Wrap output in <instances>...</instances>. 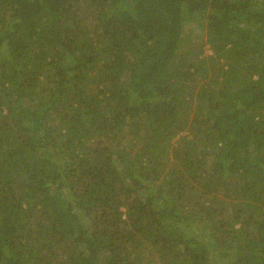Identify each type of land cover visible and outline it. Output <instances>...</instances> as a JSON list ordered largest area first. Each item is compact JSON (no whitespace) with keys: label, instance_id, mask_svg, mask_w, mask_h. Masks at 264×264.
Returning a JSON list of instances; mask_svg holds the SVG:
<instances>
[{"label":"trees","instance_id":"trees-1","mask_svg":"<svg viewBox=\"0 0 264 264\" xmlns=\"http://www.w3.org/2000/svg\"><path fill=\"white\" fill-rule=\"evenodd\" d=\"M0 264H264V0H0Z\"/></svg>","mask_w":264,"mask_h":264},{"label":"rangeland","instance_id":"rangeland-1","mask_svg":"<svg viewBox=\"0 0 264 264\" xmlns=\"http://www.w3.org/2000/svg\"><path fill=\"white\" fill-rule=\"evenodd\" d=\"M200 38H201V35H200ZM206 39H207L206 36L203 35L202 40L203 41H206ZM201 43L204 44V47H203L202 52L199 54V57L200 58H204V57L206 58L208 56H211L212 55V51L210 50L209 45L207 43H203L202 41H201ZM175 139H177V137ZM200 226L201 225H198V224L196 226H193L190 229V232H192L194 235H198L200 233L199 230H201L202 232H204L203 229H202V227L200 228Z\"/></svg>","mask_w":264,"mask_h":264}]
</instances>
